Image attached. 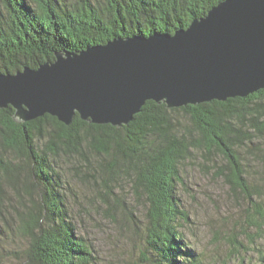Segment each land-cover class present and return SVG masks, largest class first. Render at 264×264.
<instances>
[{
  "label": "trees",
  "instance_id": "16d2710c",
  "mask_svg": "<svg viewBox=\"0 0 264 264\" xmlns=\"http://www.w3.org/2000/svg\"><path fill=\"white\" fill-rule=\"evenodd\" d=\"M222 1L0 0V73L118 37L173 34ZM13 114L0 109V244L20 243L23 264H98L76 232L63 166L96 190L93 207L117 230L139 233L148 264H202L185 241L190 219L176 195L187 163L240 198L264 240V89L173 109L147 101L121 128L77 115L69 126L49 115L22 123Z\"/></svg>",
  "mask_w": 264,
  "mask_h": 264
},
{
  "label": "water",
  "instance_id": "95a60500",
  "mask_svg": "<svg viewBox=\"0 0 264 264\" xmlns=\"http://www.w3.org/2000/svg\"><path fill=\"white\" fill-rule=\"evenodd\" d=\"M264 89V0H224L173 34L114 38L52 62L0 73V109L30 122L128 125L147 101L166 108L245 98Z\"/></svg>",
  "mask_w": 264,
  "mask_h": 264
},
{
  "label": "rangeland",
  "instance_id": "374dc122",
  "mask_svg": "<svg viewBox=\"0 0 264 264\" xmlns=\"http://www.w3.org/2000/svg\"><path fill=\"white\" fill-rule=\"evenodd\" d=\"M192 164L187 163L181 170L183 184H178L176 190L181 207L189 214L190 223L183 229L187 245L202 264H264V240L257 236L254 225L250 224V210L240 198L231 195L212 172L204 173ZM61 172L68 182L64 186L70 188L68 208L75 217L76 232L91 247L98 264H148L143 259L145 247L139 233L117 230L99 209L93 207L92 203L99 199L96 190L75 180L73 170L66 166ZM117 189L128 195L126 183ZM81 209L92 214L82 216L78 212ZM134 211L138 218L139 209ZM19 245L15 239L9 238L0 244V250H4L0 252L4 264H23L15 254ZM233 245L237 251H233Z\"/></svg>",
  "mask_w": 264,
  "mask_h": 264
}]
</instances>
